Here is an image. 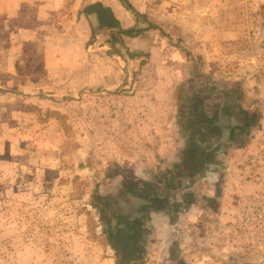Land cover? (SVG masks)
I'll return each mask as SVG.
<instances>
[{"label": "rangeland", "instance_id": "374dc122", "mask_svg": "<svg viewBox=\"0 0 264 264\" xmlns=\"http://www.w3.org/2000/svg\"><path fill=\"white\" fill-rule=\"evenodd\" d=\"M85 1L76 8L82 9ZM129 2L145 15L137 28L155 25L161 35L181 38L178 27L171 26L180 22L181 0ZM247 2L253 4L252 10L224 16L239 26L236 38L221 46L208 40L204 55L192 69L203 77L196 79L198 84L203 82V90L188 88L180 103L184 109L195 100H186L188 93L202 98L209 113L222 99L234 111L247 113L239 115L242 125L246 116L250 122L243 125L244 135L219 152L221 209L200 214L195 223L182 222L186 230L181 232H187L185 248L170 252L172 258L179 255V260L169 264H264V0ZM73 4L74 0H64L60 11H54L42 8V1L24 0L16 17L15 11L12 16L0 14V264L120 263L104 231V204L94 207L99 203L95 191L105 168L100 144L99 151H85L87 144L100 138L94 124L100 101L93 99V111L85 119L84 107L74 102L85 95L68 94L63 85V76L68 77L74 64L70 60L86 55L58 24ZM173 10L175 19H163L162 14ZM150 14L162 19L152 23ZM203 17L208 24L218 18ZM29 36L33 41L24 40ZM112 37V33L98 34L84 48L93 53L98 70L104 67L101 57L122 52L121 43H104ZM47 46L61 61H42ZM74 68L79 71L84 65L77 62ZM47 71H57L59 77L47 78ZM67 81L72 82V77ZM59 91L66 94L53 95ZM58 103L64 113L51 109ZM70 103L76 107H69ZM86 130L93 131L92 135L85 137ZM161 244L152 246L153 262L165 258Z\"/></svg>", "mask_w": 264, "mask_h": 264}, {"label": "crops", "instance_id": "0c3cea01", "mask_svg": "<svg viewBox=\"0 0 264 264\" xmlns=\"http://www.w3.org/2000/svg\"><path fill=\"white\" fill-rule=\"evenodd\" d=\"M22 1L0 0V7L4 8L0 14L12 16L15 11L13 16L16 17L17 12L22 10L21 7L16 11ZM39 1H42V8L47 6L54 11H60L64 4V0ZM80 1L74 0L71 9L58 24L66 32L67 39L74 40L86 53L85 58L80 60L77 56L70 60L63 54L66 61L81 63L84 69L74 72L73 69L77 68L73 64L66 74L68 77H64L61 70L59 72L65 78L63 85L68 87V94L85 95L74 101L84 107L85 119H88L87 112L90 114L93 111V99L100 101L98 123L97 120L94 122L100 138L91 145L87 144L85 151L90 152L100 146V158L105 168L96 189L100 196L107 198L105 208L110 222L115 227L118 224L124 231L126 257L119 264L172 263L179 260V255L172 258L170 252L176 247L181 250L185 248L183 239H186L187 232H181L186 230L182 222L198 221L200 214L218 213L221 209L219 152L233 145L244 130L242 120L235 115L237 111L222 99L217 108L208 113L202 105V98L196 99L187 93L186 100L190 97L195 100L183 109L180 97L192 86L203 90V82L198 84L196 80L203 77L193 70L208 40L214 46H221L236 38L239 26L224 16L245 14L252 10L253 4L247 0H181L180 22L171 25L178 27L181 38L174 40L167 34L161 35V28L155 25L137 28L145 15L133 9L129 0H126L129 7L119 0H86L82 9H78L75 5ZM94 4L99 6L93 11H85L87 6ZM104 12L106 26L140 31L129 36L112 37L104 42L111 45L112 42L121 43L122 52L101 57L104 67L98 70L94 66L93 53L84 48L89 46L88 41L94 43L98 34H110L108 31L106 33L105 28H98L99 14ZM204 14L218 18L208 24L205 17L202 20ZM162 17L165 20L175 19L174 10L166 11ZM148 18L152 23L154 19H162L152 14ZM92 28H98L95 36L92 35ZM32 37L24 40L33 41ZM43 51V62L61 61L55 53L51 54V47L47 46ZM130 69L136 72L132 73ZM51 72H46L47 78L59 77L57 71L49 75ZM71 77L73 81H67ZM57 93L53 95L66 94L61 91ZM87 93L90 94L86 96ZM76 104L70 103L69 107H76ZM56 106L50 108L64 113L61 103ZM223 108L237 119L234 121H238L237 126H233L231 117L221 114ZM212 119L219 134L200 141L198 138L207 134L208 120ZM227 131L231 133L226 135ZM91 133L93 131L86 130L85 137ZM190 139L200 145L201 158H198V153L195 154L202 161L201 164H194L190 160V152H187ZM216 148L213 160L207 161L208 153ZM109 206L113 208L111 211ZM159 244L166 255L161 262H153L156 252L152 246Z\"/></svg>", "mask_w": 264, "mask_h": 264}, {"label": "trees", "instance_id": "16d2710c", "mask_svg": "<svg viewBox=\"0 0 264 264\" xmlns=\"http://www.w3.org/2000/svg\"><path fill=\"white\" fill-rule=\"evenodd\" d=\"M122 4L126 5L129 7V5L127 4L126 0H119ZM99 6L98 4H94V5H91V6H87L85 8V11H93L95 10V8ZM99 10H103L102 8H100ZM137 17H139V15L137 14ZM105 12L102 14L100 13L99 14V27L98 28H105L106 29V32L108 31L109 33H112V35L114 37H118L120 35H124V36H129V35H132V34H138L140 30H135V29H129V30H122L118 27H115L116 29L112 28V26H106L105 25ZM108 22V21H107ZM109 23V22H108ZM110 24H114V23H110ZM98 28H92V35L95 36L96 34V30H98ZM114 29V30H112ZM115 30L117 31V35H116V32ZM222 113L227 115L229 118L231 117L230 115V112L226 109V108H223L222 109ZM235 115H237V117L239 115H247L246 112H244L243 110H239ZM216 119V118H215ZM235 120H237L235 117H231V123H233ZM250 122V119H249V116H246L244 118V125H248ZM208 123H209V130L207 132L206 135H202L200 136L198 139L200 141H206L208 140L209 138H211L212 136L214 135H218L219 134V130L217 129L216 125L214 124V120H208ZM247 123V124H246ZM194 139H190L189 142H188V148H187V152H190L189 153V156H190V160L192 161V163L194 164H201L202 161H200V159H197L196 158V154L195 153H198V158H201L200 157V152L201 149H200V145L198 146L197 144H195V142L193 141ZM240 142V141H238ZM217 151V148L216 149H213L210 153H208L207 155V161L210 160V162L213 160V156L215 154V152ZM202 168V166H201ZM98 190L96 189L95 191V198L97 200V202H99L98 204H95L94 207L96 208H100L101 205L105 204L106 203V200L107 198L106 197H102L99 195V193L97 192ZM119 264V263H118Z\"/></svg>", "mask_w": 264, "mask_h": 264}, {"label": "flooded vegetation", "instance_id": "af4514ba", "mask_svg": "<svg viewBox=\"0 0 264 264\" xmlns=\"http://www.w3.org/2000/svg\"><path fill=\"white\" fill-rule=\"evenodd\" d=\"M107 203V202H106ZM105 203V204H106ZM104 204V208L106 207ZM110 211L113 209L112 206H109ZM106 208L103 209V220H104V231L110 238V242L112 247L115 249V253L118 255L120 262H123L126 255L124 254V245L125 239L123 238V228H121L118 224L115 227L110 219L109 214L106 213ZM114 209L113 211H115Z\"/></svg>", "mask_w": 264, "mask_h": 264}, {"label": "water", "instance_id": "95a60500", "mask_svg": "<svg viewBox=\"0 0 264 264\" xmlns=\"http://www.w3.org/2000/svg\"><path fill=\"white\" fill-rule=\"evenodd\" d=\"M237 122H238V121H236L235 123L233 122V126H237V125H238ZM228 133H231V132H230V131H229V132L227 131V132H226V135H228Z\"/></svg>", "mask_w": 264, "mask_h": 264}]
</instances>
